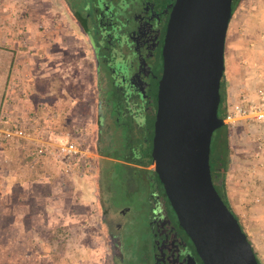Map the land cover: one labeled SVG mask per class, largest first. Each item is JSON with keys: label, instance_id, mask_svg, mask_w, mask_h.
Segmentation results:
<instances>
[{"label": "rangeland", "instance_id": "374dc122", "mask_svg": "<svg viewBox=\"0 0 264 264\" xmlns=\"http://www.w3.org/2000/svg\"><path fill=\"white\" fill-rule=\"evenodd\" d=\"M94 1L0 0V47L18 46L24 55L16 66L18 74L4 85L0 129L11 133L17 124L29 135V140L11 137L0 142V264H151L150 223L158 183L150 171L139 177L136 170L114 162L121 151L118 135H113V143L108 135L113 133L111 123L101 126V132L98 127L95 60L87 33L74 17L75 12L90 17ZM250 1L261 3L243 0V6L250 7ZM259 85L249 83L245 92L234 90L232 102ZM148 127L147 140L152 137L151 124ZM219 133L222 129L211 141ZM49 134L68 137L88 149L85 168L66 174L52 160L32 155L45 146L38 141ZM228 143L225 177L241 169L247 193L264 201V127L240 122L229 127ZM63 175L76 178L71 182ZM69 182L79 188V195L64 193ZM49 187L55 195L49 194ZM78 204L82 218L90 220L87 225L94 218L99 222L60 231L63 216L53 207Z\"/></svg>", "mask_w": 264, "mask_h": 264}, {"label": "water", "instance_id": "95a60500", "mask_svg": "<svg viewBox=\"0 0 264 264\" xmlns=\"http://www.w3.org/2000/svg\"><path fill=\"white\" fill-rule=\"evenodd\" d=\"M232 0H175L162 49L150 164L202 264H258L210 174Z\"/></svg>", "mask_w": 264, "mask_h": 264}, {"label": "flooded vegetation", "instance_id": "af4514ba", "mask_svg": "<svg viewBox=\"0 0 264 264\" xmlns=\"http://www.w3.org/2000/svg\"><path fill=\"white\" fill-rule=\"evenodd\" d=\"M174 1L99 0L97 3L95 0L94 10L89 4L90 17L78 14L95 60L99 84L97 124L101 132L110 122L113 126V133H108L110 140L113 142V135L117 134L118 146H121L114 162L127 170H136L135 175L139 177L144 170L150 171L158 183L155 216L150 223L151 264H202L192 241L180 228L154 170H150L153 125L163 71L162 49ZM150 124L152 137L147 140L144 132ZM99 157L112 160L103 155Z\"/></svg>", "mask_w": 264, "mask_h": 264}, {"label": "crops", "instance_id": "0c3cea01", "mask_svg": "<svg viewBox=\"0 0 264 264\" xmlns=\"http://www.w3.org/2000/svg\"><path fill=\"white\" fill-rule=\"evenodd\" d=\"M242 1H240L233 11L225 39L224 76L226 87L222 92V98L225 101L226 108L230 104L229 102L233 101L234 96L231 99V94L234 93V90L243 92L244 89L245 92L247 90L246 86L249 83H259L260 77L264 76V45L262 46V42L264 41L262 39V34H264V1L260 0L261 3L257 2L255 5L250 1V7H248V3L243 6ZM252 34L254 36L253 39L249 37ZM22 56L24 55L20 54L18 46L0 47V110L2 109L1 102L4 85L8 83L10 78L18 74L16 66L20 63ZM44 67L45 65L42 68L44 69ZM28 78L30 82H34L31 77ZM244 121L250 122L247 120ZM51 137L56 138L54 142L56 144L67 138L65 136L53 137L49 134L45 140H39L38 142H41L43 145H51L53 144ZM258 156V154L254 155L255 158H258ZM240 170L239 168H237V171L234 170L238 175L228 174L226 176L227 201L251 243L259 264H264V201L258 196L256 197L247 193L248 189L245 188L246 184L243 181L244 174L238 172ZM252 173L259 174L255 170ZM63 176L64 180L68 179L71 182L72 179L76 178V176ZM71 182L64 186L65 191H67L64 193L72 196L79 195V188ZM77 190L79 192L78 194L76 192ZM48 192L51 196L55 195L51 187H49ZM95 195L97 197V194ZM81 209L83 210V208ZM56 210L59 213L61 212L60 215L63 216L62 222L59 225V230L62 232L63 230L64 232H71L70 229L74 226H76V230L78 226L85 227L87 222L90 221L89 218L86 220L82 218V215L79 213V204L78 208L77 206H72L71 208L65 207V209H56V207H53L52 211ZM97 222L99 221L94 218L88 225L92 226ZM101 230L103 229L101 228Z\"/></svg>", "mask_w": 264, "mask_h": 264}, {"label": "built area", "instance_id": "2783aa9c", "mask_svg": "<svg viewBox=\"0 0 264 264\" xmlns=\"http://www.w3.org/2000/svg\"><path fill=\"white\" fill-rule=\"evenodd\" d=\"M259 80L260 85L253 92L249 91L242 94L238 101L227 106L226 115L223 119L225 125L234 127L238 122L247 120L264 127V76L260 77ZM13 127L14 130L11 133L5 128V130L0 129V142L8 141L12 139L11 137L29 140V135L27 136L26 131L20 125L14 124ZM44 145L43 148H37L32 155L52 160L66 174L75 167L78 169L85 168L86 165L82 166V163L86 158L88 149H84L81 144L74 140L67 137L56 145ZM80 164L81 166L77 167ZM82 173H85V170Z\"/></svg>", "mask_w": 264, "mask_h": 264}, {"label": "trees", "instance_id": "16d2710c", "mask_svg": "<svg viewBox=\"0 0 264 264\" xmlns=\"http://www.w3.org/2000/svg\"><path fill=\"white\" fill-rule=\"evenodd\" d=\"M240 1L241 0H232L231 14H233L235 7L239 4ZM74 17L80 24V21L82 20V18H80L79 15H77L75 13H74ZM80 26H81V28H83L82 24H80ZM223 88H224V86L220 89V103H219L218 110H217V115L221 119L225 118L226 111H227L225 101L222 98ZM220 129H222V133L221 134L219 133L215 137V139L213 141H211V146H210L209 165H210L211 180H212L213 186H214L216 192L218 193V195L220 196L221 200L227 206L229 211L234 215V217L238 220V218L235 216V214L233 213V211L231 210V208L228 204L227 195H226V177H225V174L227 172V166H228L229 157H230V148H229V143H228L229 126L224 125ZM148 165H149V162L146 163V166H148ZM238 222H239V220H238ZM240 227H241L242 231L244 232L241 224H240ZM244 234H245V232H244ZM247 240H248V238H247ZM248 242H249V240H248ZM258 264H259V262H258Z\"/></svg>", "mask_w": 264, "mask_h": 264}]
</instances>
